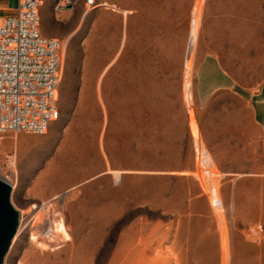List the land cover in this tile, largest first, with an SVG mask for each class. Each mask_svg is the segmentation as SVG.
<instances>
[{
    "label": "rangeland",
    "instance_id": "1",
    "mask_svg": "<svg viewBox=\"0 0 264 264\" xmlns=\"http://www.w3.org/2000/svg\"><path fill=\"white\" fill-rule=\"evenodd\" d=\"M60 2L80 26L63 40L59 116L44 135L0 134L20 215L4 264H264V0ZM210 65L231 88L202 104Z\"/></svg>",
    "mask_w": 264,
    "mask_h": 264
},
{
    "label": "built area",
    "instance_id": "2",
    "mask_svg": "<svg viewBox=\"0 0 264 264\" xmlns=\"http://www.w3.org/2000/svg\"><path fill=\"white\" fill-rule=\"evenodd\" d=\"M45 0H18L0 20V134H46L58 118L63 42L41 31ZM93 8L96 0H86ZM11 157V156H10Z\"/></svg>",
    "mask_w": 264,
    "mask_h": 264
},
{
    "label": "crops",
    "instance_id": "3",
    "mask_svg": "<svg viewBox=\"0 0 264 264\" xmlns=\"http://www.w3.org/2000/svg\"><path fill=\"white\" fill-rule=\"evenodd\" d=\"M17 4L18 0H0V20L12 15ZM76 5L77 4L74 3L72 6L63 7L60 0H45L43 4L44 7L42 6L43 11L45 8H51L55 17V23L52 27H47L46 21L42 23L41 20L42 33L47 37L56 38L62 42L67 38L75 36L80 26ZM97 5L98 3L96 2V6ZM100 5H104V3ZM97 75V71L91 69L88 64H85L81 68L82 88L86 90L92 89ZM230 85L228 78H226L216 66L210 65L206 67L202 70V75L198 84V98L200 103L206 104L214 93L220 90L230 89ZM254 94V118L258 127L264 130V84Z\"/></svg>",
    "mask_w": 264,
    "mask_h": 264
},
{
    "label": "water",
    "instance_id": "4",
    "mask_svg": "<svg viewBox=\"0 0 264 264\" xmlns=\"http://www.w3.org/2000/svg\"><path fill=\"white\" fill-rule=\"evenodd\" d=\"M12 191V184L0 178V264H4L20 223L19 212L12 203Z\"/></svg>",
    "mask_w": 264,
    "mask_h": 264
},
{
    "label": "bare ground",
    "instance_id": "5",
    "mask_svg": "<svg viewBox=\"0 0 264 264\" xmlns=\"http://www.w3.org/2000/svg\"><path fill=\"white\" fill-rule=\"evenodd\" d=\"M47 131H48V130H47ZM46 133H47V132H46ZM34 208H36V207L34 206ZM41 210L46 211V210H47L46 206H43V207L41 208ZM41 210H39V212L37 213V215L40 214ZM46 213H47V212H46ZM41 217H42V215L40 214V215L38 216V219H41ZM49 228H50L52 234H53L54 232L59 233V234L62 236V239H63V241H64L65 243H66V242H69V241L72 240V237H71L70 233L68 232V228H67V226H66V224H65V222H64L63 220L56 221L55 223H50ZM47 231H48V225H47ZM45 233H46V232H45ZM45 233H42V234H45ZM37 238H38V237L34 235V239H37ZM45 246H46V245H43V247H45ZM72 248H73V247H72ZM130 261H131V260H130ZM130 261L126 258V262H130ZM119 263H120V262H119ZM130 264H131V262H130Z\"/></svg>",
    "mask_w": 264,
    "mask_h": 264
}]
</instances>
